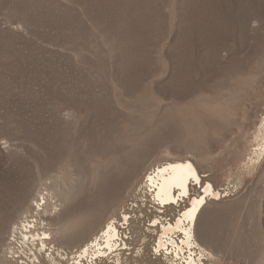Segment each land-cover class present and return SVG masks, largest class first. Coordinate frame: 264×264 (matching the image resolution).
<instances>
[{
    "label": "rangeland",
    "instance_id": "374dc122",
    "mask_svg": "<svg viewBox=\"0 0 264 264\" xmlns=\"http://www.w3.org/2000/svg\"><path fill=\"white\" fill-rule=\"evenodd\" d=\"M262 132L264 0H0V264L28 213L41 264H264ZM178 160L219 192L192 251L158 247L190 199L148 176Z\"/></svg>",
    "mask_w": 264,
    "mask_h": 264
},
{
    "label": "bare ground",
    "instance_id": "6f19581e",
    "mask_svg": "<svg viewBox=\"0 0 264 264\" xmlns=\"http://www.w3.org/2000/svg\"><path fill=\"white\" fill-rule=\"evenodd\" d=\"M261 139L264 142V132H262L259 137V140ZM260 149L261 151L259 158L264 152V146H262ZM251 162L254 163L253 160H251ZM148 181L149 186L152 187L155 201L158 202V204H161L162 207L163 205L176 204L184 198L190 199L189 206L187 205L188 207L184 209L183 213H181L182 215H180L174 223L168 222L162 225L163 230L159 235L158 247L160 249L166 248L169 244H172L180 251L184 250L183 245H186V247H189L192 251V246H200L197 242L196 233L194 230L196 219L198 218L204 205L207 203L208 197L212 195L214 198H216L219 196V192L215 191L213 186L208 183L204 187L201 195L192 196L191 186L196 183H200L201 176L196 166L190 160H178L159 165L155 168L153 173L149 174ZM44 200L45 199L37 202V206L39 208H41L43 205L42 203L45 202ZM107 201L101 200L102 203H100V200L98 202L92 200L90 202V206H87L88 209H86V216L91 220L95 219L102 212L101 210L104 206V203ZM69 211L70 210L68 209V212ZM80 217L82 218L81 215L73 216V218L70 220L69 227L75 229L74 227H77L78 222H80L78 220ZM156 223L157 221H154L155 225ZM177 232H181L184 235V237L181 239L182 246L175 239L174 235ZM45 234L47 235V237H45L46 239L49 237L52 238L50 233L45 232ZM118 236V228L114 224H110L105 230L106 244L108 248L113 249L116 246L115 238ZM42 243L43 246H45L46 240ZM92 245L96 246L97 250H101L100 252L103 253L101 245L98 241L93 242ZM88 251L89 246L84 248L83 253L86 254ZM194 253L192 252L193 255L191 254L189 256L187 264H199V260L202 259V255L200 256L199 260H196Z\"/></svg>",
    "mask_w": 264,
    "mask_h": 264
},
{
    "label": "built area",
    "instance_id": "2783aa9c",
    "mask_svg": "<svg viewBox=\"0 0 264 264\" xmlns=\"http://www.w3.org/2000/svg\"><path fill=\"white\" fill-rule=\"evenodd\" d=\"M36 222V213H28L14 227L7 243V258L10 264H41L39 246H43L45 228Z\"/></svg>",
    "mask_w": 264,
    "mask_h": 264
}]
</instances>
